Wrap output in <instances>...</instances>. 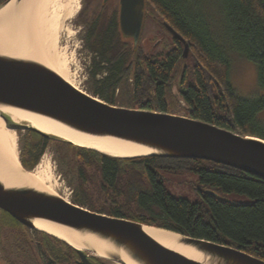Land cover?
Instances as JSON below:
<instances>
[{
  "label": "trees",
  "instance_id": "1",
  "mask_svg": "<svg viewBox=\"0 0 264 264\" xmlns=\"http://www.w3.org/2000/svg\"><path fill=\"white\" fill-rule=\"evenodd\" d=\"M6 1L0 0V5ZM209 1L222 12L221 29L203 8L202 0H147V15L154 12L158 20L172 25L187 39L190 51L188 58L185 57L183 43L173 36V48L165 53V59L160 60L159 54L151 55L147 77L141 74L134 83L128 78L129 69L124 68L126 63L134 61V50L121 55L116 49L94 45L113 64V77L103 81L105 99L121 106L127 103L126 107L169 111L168 100L175 98L183 106L178 105L180 108L177 106L174 113L182 108L186 115L212 121L243 135L264 138V127L258 125L257 118L258 111L264 108V96L244 98L230 80V51L237 50L258 63L259 84L264 88V0ZM160 26L165 28L163 23ZM186 59L188 64L180 71ZM93 64L92 73L96 75L102 66L99 62ZM171 77L179 80L182 94H178V88L174 89L176 83L166 86ZM119 86L121 93L116 92ZM27 131L23 165L33 169L47 146L54 143L60 159L74 174L75 203L98 212L229 243L264 259V178L209 159L119 157L36 130ZM186 174L196 177L191 183L198 191L197 199L171 190L175 178ZM207 189L217 191L220 196L208 193ZM231 193L245 194L249 199L237 200ZM28 228L0 208V248L9 238V232H16L34 257L39 254V247L51 264L53 260L81 264L77 261L78 250L70 243L36 229L41 240L36 245ZM91 258L96 264H109L99 256Z\"/></svg>",
  "mask_w": 264,
  "mask_h": 264
},
{
  "label": "water",
  "instance_id": "2",
  "mask_svg": "<svg viewBox=\"0 0 264 264\" xmlns=\"http://www.w3.org/2000/svg\"><path fill=\"white\" fill-rule=\"evenodd\" d=\"M119 8L122 38L133 40V47L137 49L147 14V0H119ZM162 23L183 43L184 56H188L187 39L167 21ZM0 105L37 113L87 134L112 136L149 149L147 153L119 157L159 155L209 159L264 178V138L243 135L212 121L185 114L112 104L78 88L56 70L33 58L0 53ZM0 115L10 128L32 129L67 140L29 122L15 121L6 113L0 112ZM21 169L32 170L22 162ZM206 191L220 196L213 189ZM0 208L26 227L38 229L34 219L43 218L110 239L123 247L137 264H264L263 258L229 243L152 225L176 234L178 243L192 246L207 257L206 260L192 258L151 236L145 230V225L150 224L91 210L56 192L33 187H7L0 181ZM70 244L78 250L81 264H96L91 258L93 254L126 264L118 252L102 256L89 245L79 248Z\"/></svg>",
  "mask_w": 264,
  "mask_h": 264
},
{
  "label": "bare ground",
  "instance_id": "3",
  "mask_svg": "<svg viewBox=\"0 0 264 264\" xmlns=\"http://www.w3.org/2000/svg\"><path fill=\"white\" fill-rule=\"evenodd\" d=\"M35 2L36 0H21L19 2L10 0L0 7V53L39 60L74 83L70 77L66 54L58 41L51 37L45 21L37 17L38 11L33 9ZM38 7L40 6L38 5ZM0 112L8 114L15 121L29 122L45 132L59 135L77 145L97 149L113 156L149 152L148 148L135 142L112 136L102 137L87 134L49 117L16 107L0 105ZM16 132L14 128L5 124L0 115V181L7 187H33L41 191L55 193L53 182L51 183L52 173L49 170L27 172L21 169V162L17 154ZM34 224L38 229L64 238L79 248H86L89 245L102 256H107L108 252H118L126 264H137L123 247L90 231H79L43 218H35ZM145 230L159 242L187 256L199 260L207 258L205 254L192 246L178 243V236L172 232L152 225H145Z\"/></svg>",
  "mask_w": 264,
  "mask_h": 264
},
{
  "label": "rangeland",
  "instance_id": "4",
  "mask_svg": "<svg viewBox=\"0 0 264 264\" xmlns=\"http://www.w3.org/2000/svg\"><path fill=\"white\" fill-rule=\"evenodd\" d=\"M202 2L204 5L203 8H205L216 21V27L218 29L223 28L221 21L223 16L222 12H220L219 6L209 0H202ZM38 5L40 7H38ZM82 7L83 0H36L33 9L38 11L37 17L45 21L51 37L58 41L66 54L68 69L70 71V77L72 78L71 80L74 82L73 84H76L75 86L92 95L106 100L107 93L103 90L100 80L102 76H107L110 71H107V68L101 69L97 75H93L91 72L93 71V63L95 61L98 62V60L95 52H92L87 45L86 30L79 17ZM152 14L155 15L154 12H152ZM153 15L147 16L144 36L146 37V40H149V48H151V51H157L158 54H165L168 50L173 48V39L170 32L160 26L157 17H155L156 15ZM157 41L160 42L156 43ZM230 58V80L233 87L236 89V92L240 96L249 99L264 96V88L259 84L258 63L237 50L230 51ZM187 64L188 60L185 63H181L180 71ZM176 84L177 85L174 86V89L179 88V83L177 82ZM97 90L100 94L97 93ZM175 92L177 94V90ZM179 101L180 100H176L175 98L169 99V111L174 112V109L178 105L183 106V103L181 102L182 105H180ZM122 105L127 106L128 104L123 103ZM180 110L181 111L178 112L179 114L187 113V111L184 109L182 110V108ZM257 118L259 121L258 125L264 127V108L258 111ZM15 130L17 131V154L20 162H22V150L28 140L29 133L27 131L28 129L24 128ZM32 170H49L52 173L53 179L51 180V183L53 182V190L59 195L74 202V174L70 171V168L66 163L60 159L57 152V146L54 143L47 146L40 156L37 165ZM68 170L69 172H67ZM175 179H178L181 182L183 181L179 177ZM184 179L185 180L182 183L177 182L172 184L171 190L175 194L184 195L191 199H197L198 195L194 191L195 189H193L194 184L191 183L196 177L187 174L184 176ZM229 195L237 200L249 199L245 194L231 193ZM27 230L29 236L35 241L40 239V234L35 228L29 227ZM88 251L90 254H93L91 250ZM38 252H40V255H35L34 257L31 252L26 249V246L21 243L17 233L9 232V238L4 241V246L0 248V263L43 264L45 258L44 253L39 247ZM102 258L109 264H116V262L117 264H121L118 261L109 258Z\"/></svg>",
  "mask_w": 264,
  "mask_h": 264
},
{
  "label": "flooded vegetation",
  "instance_id": "5",
  "mask_svg": "<svg viewBox=\"0 0 264 264\" xmlns=\"http://www.w3.org/2000/svg\"><path fill=\"white\" fill-rule=\"evenodd\" d=\"M81 11H82V15L80 17V20L83 23V26L85 27V30H86L88 48L92 52H95L97 60L102 66L101 69L107 68L108 69L107 71H110L107 74V76H102L100 80L101 85L102 86L104 85L103 84L104 80H107L113 77V74H114V70L112 69L113 64L107 57H105L106 56L105 54L100 53L99 49L94 48V45L101 47V49L102 47L106 49L111 48L110 50L116 49L117 51L121 52V55L122 53L126 51L132 52L134 50L133 52L137 53V56H135V53H134V61L131 60L124 65L125 69L127 70L129 69L128 78H130V81L132 83H134L138 78H140L141 74L146 78L150 70L151 55L155 56L156 54H158L157 51H151V48H149V40H146V37L144 36L146 20H147L148 15L146 14L145 16L143 30H142L140 42L138 45L139 47H137V49H134L133 40L123 39L121 32H120L119 0H83V7ZM158 21L162 24L161 20H158ZM170 35L173 37V34L171 32H170ZM157 57L160 58L161 60V59H165L166 55L159 54V56ZM140 70L142 73H140ZM178 81L179 80H177L176 78L171 77L170 80L167 81L168 83L166 86L169 87L170 85H173L174 83H177ZM174 85H177V84H174ZM116 90H117L116 91L117 93L121 92L122 91L121 86L117 87ZM178 90H179L178 92L179 95L182 94V92H184V90L180 88H178ZM178 177L181 178V180H183L182 182H184L185 179L183 175H178ZM175 180L177 181L178 179H175ZM194 191L198 194V191L196 190ZM39 241L41 240L40 239L36 241L34 240L33 243L37 245ZM22 244L25 245L24 242H22ZM39 255H40V252L38 256ZM44 256L45 258H44L43 264H51L50 258L47 256L46 253H44ZM79 258L80 256L77 258V261L79 260ZM52 264H64V263L53 260Z\"/></svg>",
  "mask_w": 264,
  "mask_h": 264
}]
</instances>
